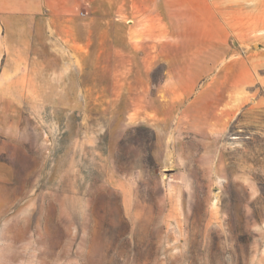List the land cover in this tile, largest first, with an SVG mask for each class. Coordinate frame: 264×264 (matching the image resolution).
<instances>
[{
  "label": "rangeland",
  "instance_id": "374dc122",
  "mask_svg": "<svg viewBox=\"0 0 264 264\" xmlns=\"http://www.w3.org/2000/svg\"><path fill=\"white\" fill-rule=\"evenodd\" d=\"M202 1L0 0V264H264V0Z\"/></svg>",
  "mask_w": 264,
  "mask_h": 264
},
{
  "label": "crops",
  "instance_id": "0c3cea01",
  "mask_svg": "<svg viewBox=\"0 0 264 264\" xmlns=\"http://www.w3.org/2000/svg\"><path fill=\"white\" fill-rule=\"evenodd\" d=\"M251 1V0H214L212 2H210V4L205 3V2H201L199 5V10H201L202 12H204L205 10H212L213 13L215 15H217V17L219 19H223L224 20V16L228 14V12L232 11L234 12V20H236V16H235V12L236 11H240V10H251V6L247 5V3ZM204 18L203 19H208L207 14L203 15ZM207 21V20H205ZM218 24L217 22H215L214 24L212 23V25H216ZM233 24L235 25L236 23L233 22Z\"/></svg>",
  "mask_w": 264,
  "mask_h": 264
}]
</instances>
